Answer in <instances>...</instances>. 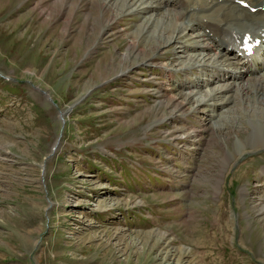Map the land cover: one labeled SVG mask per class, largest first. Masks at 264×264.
I'll use <instances>...</instances> for the list:
<instances>
[{"label":"rangeland","instance_id":"obj_1","mask_svg":"<svg viewBox=\"0 0 264 264\" xmlns=\"http://www.w3.org/2000/svg\"><path fill=\"white\" fill-rule=\"evenodd\" d=\"M172 4L147 26L101 0H0V264H264L254 116L237 139L212 101L188 112L209 70L165 68L196 53L156 46Z\"/></svg>","mask_w":264,"mask_h":264},{"label":"bare ground","instance_id":"obj_2","mask_svg":"<svg viewBox=\"0 0 264 264\" xmlns=\"http://www.w3.org/2000/svg\"><path fill=\"white\" fill-rule=\"evenodd\" d=\"M119 1L123 4L119 5L117 0H101L105 7L114 9L117 12L122 13L126 7L131 10L134 9V11L138 13L139 11L145 12L141 18L147 26L151 24L150 17L152 15L156 16L157 14L155 13L166 9L169 4H171L172 7H175L174 4H172L173 2L176 4V8L179 10L178 12H176V9L165 10L163 12L165 14H163L162 17V21L172 20V26L174 25V28L172 30L165 29L158 32L159 35L156 37V46L160 47L165 44H171L173 41L175 46L176 43H178L179 53H184L186 51V49L183 50V47L185 48V46H189V49H193L196 53L191 55L187 63L180 61L177 64V66L181 64L178 68L175 67V69H171L167 66H165V68L169 73L175 75H180L177 71L185 69L197 68L200 72L202 71V73L203 71L209 70V73H206V76L204 75L205 77L199 74L200 76L197 77L198 79H196L195 83V79L192 81L189 80L192 84H189L184 88L188 99L197 104L192 112H188H205L206 110L204 107L208 102L212 101L211 105H213L216 110L219 109L221 111L225 109L223 112L218 110L215 115L213 113L208 114L209 122L212 127L214 125V118L215 122L219 123L227 118L236 120L235 125H228L226 123V127L223 125L215 133L221 134L224 131L226 132L229 130H233L234 132L237 131V139L239 137V130H237V128L241 124V119H239V117L244 116V113H246V117L249 118L254 116L252 120L255 121L250 124L251 129L246 133L247 137L241 139V147L251 146L253 150H255L263 146L264 108L248 104H253L254 102L251 99L256 97L258 98L256 101H258L259 104H264V48H261L262 50L260 53L253 51L251 54H245L242 49L238 48L237 43L235 42L236 38L240 37L245 30H255L262 24V11L257 9L255 12L251 13L246 7L240 5L238 0ZM247 1L250 5H260L264 3V0ZM154 3H156L155 6ZM124 12H129V10H125ZM152 22L155 23L153 20ZM149 28L150 27L147 28V32L154 34V31L149 32ZM186 30L194 31L195 34L193 36L195 37V40H187L189 43H184L180 40L185 36L184 33ZM165 33H167L168 36H165ZM163 40L166 41L162 43L161 41ZM183 40L185 41V38ZM213 50L214 52H212ZM237 52H239V54H237ZM219 61L222 62L217 63ZM185 78L186 77L183 79ZM177 83L178 80H176L173 85L177 86ZM203 87H205V90H203ZM202 91L205 92L204 99L200 97ZM198 93L199 97L196 98ZM242 103L244 104L242 105ZM245 105L247 106L245 107ZM200 108H204L205 111ZM242 111L244 112L243 114ZM188 115V113L185 114V117ZM181 117H183L182 114ZM228 127L229 130H224ZM55 147L56 145H54L53 148ZM228 154L229 153L225 155L223 160V167H226L229 164L230 160L235 157L236 153L231 152L229 155ZM260 173L264 175V164ZM246 192L245 188H242L240 191L242 195H245ZM263 210L264 205H260L258 207V212L263 213Z\"/></svg>","mask_w":264,"mask_h":264}]
</instances>
